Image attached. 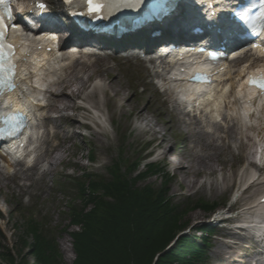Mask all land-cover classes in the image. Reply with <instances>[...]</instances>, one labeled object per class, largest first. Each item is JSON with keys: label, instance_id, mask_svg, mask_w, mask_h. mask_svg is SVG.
<instances>
[{"label": "rangeland", "instance_id": "obj_1", "mask_svg": "<svg viewBox=\"0 0 264 264\" xmlns=\"http://www.w3.org/2000/svg\"><path fill=\"white\" fill-rule=\"evenodd\" d=\"M50 1L55 4L56 0ZM108 65L113 68L114 74L120 80L123 87L122 96L126 98L127 106L121 109L110 104L109 110L102 106L103 129L93 125L87 131H84L79 123L74 126L75 123L71 121L73 118L82 119V116H85L84 112L74 113V110H68L51 113L58 125L59 136L53 137L54 135L50 134V141L44 142L38 149L40 155L38 166L34 169L29 168L27 172L22 170L27 167L18 166L0 175V264H18L15 253L20 254L24 264H36L28 248L33 239L32 234L28 232L27 221L30 218L44 223L40 228L42 233L47 234L46 232L49 231L55 237L62 264H73L76 253L74 241L69 233L79 230L80 226H69L68 203L73 202L76 207H80L81 203L77 199V186L73 182L66 181L64 177L85 171L109 179L111 177L109 168L115 163L120 164L122 172L125 173L130 164L139 163L137 171L131 172L130 177H134L137 172L146 170L145 163L156 162V167L161 170L160 173L148 174L138 180L136 186L150 185L157 188L166 182V195L173 204L186 207V204L199 199L217 202L218 205L212 211L190 210L181 217L182 223H187L184 228L186 234L192 232L191 227L200 228L203 223H210L212 218L217 216L218 211H225L229 206L239 207L233 203L232 194L238 191L239 188H235L237 184L239 187V184L241 186L249 179L250 168L243 169L242 166L248 162L247 155L254 145L247 143L239 150L236 140L232 143V148L224 150L212 162L216 172L212 175H195V181L198 180L199 183L188 189L182 183V176L175 173V167L171 166L167 159L161 158V151L168 149L172 144L175 148L172 157L178 161L177 151L184 153L185 142L181 141L180 136L187 132L186 128L184 125L182 128L175 126L177 115L168 111L171 105L162 103L160 89L155 87L153 78L147 75L140 65L122 59H111ZM240 65L244 64H235L234 70ZM99 99L104 100L102 95ZM131 110L133 112L129 115ZM139 110L143 111L146 121L159 131L157 136L140 130L146 121L141 123V119L135 115ZM60 117L67 119L60 123L58 121ZM87 120L96 124L95 119L87 118ZM45 125L51 133L56 130L48 126L50 125L48 122ZM191 130L204 133L211 132L214 128L210 125L202 127L193 125ZM191 130H189L190 135ZM189 134L187 132V135ZM160 136L165 137L166 141L159 148L157 143ZM192 149L195 155L212 153V150H202L199 146H195V143L192 144ZM60 154L63 155V162L52 167L51 157ZM90 156L91 163H88L87 157ZM145 158L147 159L144 161ZM44 170L47 171L45 176ZM201 182H203L202 186ZM227 185H229L228 189H222V186L226 188ZM240 192H236L237 195ZM263 192L264 185L256 186L240 196L245 199L242 203H250ZM62 229H65V232ZM218 237L213 235L210 239L205 264H223L218 259L226 256L230 251L225 242ZM9 252L16 262L9 260L7 257Z\"/></svg>", "mask_w": 264, "mask_h": 264}, {"label": "trees", "instance_id": "obj_2", "mask_svg": "<svg viewBox=\"0 0 264 264\" xmlns=\"http://www.w3.org/2000/svg\"><path fill=\"white\" fill-rule=\"evenodd\" d=\"M138 165L130 164L125 173L115 163L109 168V179L91 173L66 177L77 186L81 203L80 207L68 203L70 223L80 226V231L70 234L76 253L73 264H204L209 226L201 227L202 236L186 234L169 245L184 230L187 223H182L181 217L187 211L209 212L217 203L199 199L186 207L173 204L166 195V182L157 188L136 186L138 180L161 171L149 164L145 171L130 177ZM27 223L33 237L29 253L36 264H62L55 237L40 229L44 223L33 218ZM15 254L18 264H24L20 254ZM7 257L16 262L12 253Z\"/></svg>", "mask_w": 264, "mask_h": 264}, {"label": "bare ground", "instance_id": "obj_3", "mask_svg": "<svg viewBox=\"0 0 264 264\" xmlns=\"http://www.w3.org/2000/svg\"><path fill=\"white\" fill-rule=\"evenodd\" d=\"M55 13L57 14V12ZM181 23L182 20L178 21V17L174 18L166 28L164 32L165 35H172L173 33L174 35L178 36V34H181V30H178L177 33L173 32V29H177L176 26L182 27L185 25ZM17 43H22L25 52L29 50L28 49L26 51V48L32 47L30 43H26L20 38H17ZM21 57L28 58V54H22ZM110 58L112 57H110L109 55H98L94 57L88 56L86 60L78 64L73 63L64 68L61 67V69L57 71L56 67H58V65H61L55 61V58H53L52 56H48L45 58L46 61L39 64L38 66L29 67L30 64H24L22 75H26L27 73L31 72H37L34 77H38L40 74H42V72L50 71L49 73H54L53 75L56 77V79L53 80L50 85L51 90L49 91L48 96L49 104L46 108L41 109L45 113L51 110H55L58 112L68 110H81L84 112V115L86 117L95 119V113L92 111L94 110L96 111L98 118H101L104 117V114L102 113V106H105V108L109 110V105L112 104L113 107L117 106L123 109L128 104L126 98L122 96L123 87L120 84V80L114 74L113 68L108 65ZM149 61L151 60L142 61L143 63L141 68L144 70V72L147 75L153 77L162 76V73H160L162 70L155 69L156 66L154 65V62L151 63ZM248 61H250V63L248 64L246 69L250 70V68H253L255 66L254 64L258 62V58H252L251 56L244 55L242 57L235 58L234 63L240 64ZM228 65L229 64L223 65L225 72H227L228 70V68H225L226 66L229 67ZM237 75L239 76L240 80L243 79L242 71H239ZM24 80L20 79V81L22 82H24ZM226 85L228 84L225 83L222 88L220 86L214 85L213 92L209 90L206 94L198 97V100L201 102V109L199 110V108H197V111L199 112L195 113L193 110L192 112H190V114L181 111L176 102V99H174L170 90H165L162 94H160L162 103L171 105V109H169L168 111H170L171 113L175 112V114L177 115L175 123L176 127L182 128V126L184 125L188 134L190 133L189 130L192 129L193 125H199L202 127L203 125L201 124L207 123L212 128H214L213 131H205L204 133H200L198 131L194 132L193 130H191V135H187V132L185 131V134L182 133L180 136L181 141L185 142L184 153L177 151L179 158L175 165V173L182 176V183L185 184L188 189L193 188L199 183L198 180L195 181V175H212L216 172L212 162H214V159L217 158L218 155L222 154L224 150L232 148L233 142L238 140L237 147L239 150L243 149L247 145V143H253V138L251 135V132H253V127L252 125H245L242 122V114L240 112L242 108L245 111L255 109V104L252 103V105L250 106L246 105L244 107H241L237 97L239 94L244 93V91H236L234 88V83L232 82V86L230 87V89L225 92L224 87ZM26 92L27 83L25 82L21 85V90L20 92L16 93V96H22L23 94H26ZM224 92L225 95L223 96L222 93ZM100 95L103 96L104 100L99 99ZM191 96L193 98L197 97L194 92H192ZM249 96L251 97L246 99H252L254 97V94L249 93ZM222 98L224 102L223 105H221V108L219 106L216 107L217 102L218 105L221 104ZM1 99L2 98H0V100ZM259 100L262 101V98H259ZM79 101H81L83 104H78ZM213 106L216 107L215 112H217V114H219L220 116L219 120H216L213 115ZM231 110L235 111L234 115L229 113V111ZM111 112L113 113V109L111 110ZM132 112L133 110H131L129 115H131ZM260 113L264 114V108H261ZM135 115L138 119H141L142 122L146 121V117L144 116L142 110L137 111ZM49 117L45 114L43 118H41L42 126L44 127L47 122L50 125L53 124L52 127L56 129L53 137H57L59 136L58 125H56V121L54 119H50ZM66 119L67 118L60 117L58 121L61 123V121L65 122ZM110 119L112 120V114L110 115ZM71 121H73L72 123H75L74 126L78 123L79 125L81 124L80 119L73 118L71 119ZM141 130L149 132L153 136H157V134L159 133V131L147 121L145 122V125L141 128ZM40 141L41 144H43L44 142H49V133L44 131ZM165 141V137L160 136L157 147H162ZM194 143L195 146H199L202 150H212V153L208 155L202 153L201 155H195V153H193L194 150L192 149V144L194 145ZM174 150V145L171 144L170 147L165 150L164 153H162L163 159H168L170 156H173L172 154L174 153ZM1 158L4 162V168L0 167V175H4V173H8V171L10 170V163L9 160L5 159L4 157ZM62 162L63 155L60 154L55 157H51L50 164L52 165V167H55ZM38 164L39 161H36L32 166H30V168L34 169L38 166ZM251 164L255 165L254 162H251ZM25 171H28V169H25ZM45 175H47L46 170H44V176ZM259 177L256 179V183L253 182L245 189L244 193L255 188L256 186L264 185V181L262 180L260 182L258 181L257 183ZM202 184L203 182H201V186ZM215 186L218 188L216 183ZM223 188L228 189L229 185H227L226 188L222 186V189ZM243 201H245V199L241 200L239 204H242ZM259 212H264V207L261 208ZM225 245L227 246V248H229L230 251L226 254V256H221L218 260L223 264H243L242 262H239V249L236 248L231 250L230 246H228L227 243H225ZM245 258L246 257L243 256V261H245Z\"/></svg>", "mask_w": 264, "mask_h": 264}, {"label": "snow or ice", "instance_id": "obj_4", "mask_svg": "<svg viewBox=\"0 0 264 264\" xmlns=\"http://www.w3.org/2000/svg\"><path fill=\"white\" fill-rule=\"evenodd\" d=\"M5 0H0V3H4ZM66 3H72V0H65ZM143 0H82V3H84L87 6V14L91 15L93 13H100L102 9H112V8H120V7H126V8H134L138 6L140 3H142ZM39 7L43 8L45 5L40 4ZM82 15L84 13H81ZM110 14V13H109ZM9 17L11 18V13L9 12ZM6 25L4 22V17L0 15V51H2L4 48L12 49V45H6L2 42V37L4 36ZM253 47H258V45L253 44ZM14 65L11 63V61L8 62V68L7 71L0 75V82H2L4 79H9L11 74H14ZM0 68H2V65H0ZM197 79H204L202 76H197ZM249 83L252 85H255L258 87L261 91H264V75L261 76H253L249 78ZM9 87L12 88L14 85L9 84ZM8 120L13 121H19L20 116L19 114H11L8 118Z\"/></svg>", "mask_w": 264, "mask_h": 264}]
</instances>
